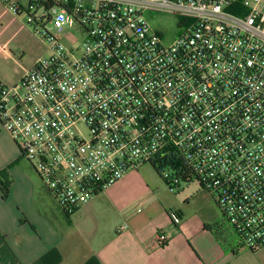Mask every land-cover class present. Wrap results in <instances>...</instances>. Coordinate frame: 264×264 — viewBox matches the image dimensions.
<instances>
[{
    "label": "built area",
    "instance_id": "2783aa9c",
    "mask_svg": "<svg viewBox=\"0 0 264 264\" xmlns=\"http://www.w3.org/2000/svg\"><path fill=\"white\" fill-rule=\"evenodd\" d=\"M0 8L27 11L50 45L15 86L0 81V123L67 214L155 164L171 193L184 178L197 181L240 248L264 247V0H0ZM34 8L45 10L39 20ZM154 14L179 17L182 31L166 39ZM68 25L82 30L76 47L63 43ZM167 241L159 233L154 244Z\"/></svg>",
    "mask_w": 264,
    "mask_h": 264
},
{
    "label": "crops",
    "instance_id": "0c3cea01",
    "mask_svg": "<svg viewBox=\"0 0 264 264\" xmlns=\"http://www.w3.org/2000/svg\"><path fill=\"white\" fill-rule=\"evenodd\" d=\"M24 1L18 0L22 6ZM7 16L18 19L0 8V24ZM144 166L67 214L0 123V174L12 182L7 199L0 192V264H235L247 253L227 242L234 233L227 225L225 231L223 215L214 223L197 217L194 229L193 217L185 221L186 209L173 210L162 200L160 185L151 183L153 173L142 172ZM198 193L209 194L202 188ZM171 211L180 213V224ZM124 224L128 228L119 231ZM159 233L168 237L165 245L154 244Z\"/></svg>",
    "mask_w": 264,
    "mask_h": 264
},
{
    "label": "rangeland",
    "instance_id": "374dc122",
    "mask_svg": "<svg viewBox=\"0 0 264 264\" xmlns=\"http://www.w3.org/2000/svg\"><path fill=\"white\" fill-rule=\"evenodd\" d=\"M23 3L24 7H27L29 0ZM44 13L43 8L32 10V15L36 20H39ZM150 21L156 29L164 30V37L169 40L182 31V28L178 27L180 18L177 16L154 14ZM49 27L50 24H47L48 29ZM62 35L63 43L69 47H76L83 38L82 30L77 25L66 26ZM50 53L48 41L43 35L36 33L33 26L29 24L27 11L19 15L18 19L7 16L0 24V78L4 80L7 87H13L17 84L21 78L20 71L22 67L28 68L38 61L45 60L49 58ZM141 171L148 174L153 173L150 181L155 185H160L158 188L160 196L163 201L171 204L170 208H173V210L186 209L187 219L185 221L193 217L189 221L194 229L198 225L194 219L200 216L205 217L211 223H214L215 220L223 221L222 214L214 205L211 196L209 194L202 196L198 193L201 188L197 181H180L179 185H176L175 192L171 193L169 185L165 183L151 165H145L141 168ZM226 225L225 223L224 228L225 231H228L229 226ZM211 234V240L219 243L215 239L214 233L211 232ZM227 242L234 244L237 239L233 235ZM241 251L247 253H240V256L234 261L235 264H264V247L255 252L249 248L241 249Z\"/></svg>",
    "mask_w": 264,
    "mask_h": 264
},
{
    "label": "trees",
    "instance_id": "16d2710c",
    "mask_svg": "<svg viewBox=\"0 0 264 264\" xmlns=\"http://www.w3.org/2000/svg\"><path fill=\"white\" fill-rule=\"evenodd\" d=\"M28 22L29 24H33V21L30 20V17L28 16ZM153 169L156 171V173L165 181L167 185H169L166 180L163 178V176L159 172V168L155 164H151ZM11 181L9 180V177L7 176L6 172H3L0 174V192L2 194V197L4 199H7L10 196V188H11Z\"/></svg>",
    "mask_w": 264,
    "mask_h": 264
},
{
    "label": "water",
    "instance_id": "95a60500",
    "mask_svg": "<svg viewBox=\"0 0 264 264\" xmlns=\"http://www.w3.org/2000/svg\"><path fill=\"white\" fill-rule=\"evenodd\" d=\"M185 182H191L192 181V179H183Z\"/></svg>",
    "mask_w": 264,
    "mask_h": 264
}]
</instances>
